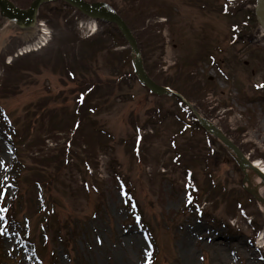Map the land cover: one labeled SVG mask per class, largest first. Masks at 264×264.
<instances>
[{
    "label": "rangeland",
    "instance_id": "374dc122",
    "mask_svg": "<svg viewBox=\"0 0 264 264\" xmlns=\"http://www.w3.org/2000/svg\"><path fill=\"white\" fill-rule=\"evenodd\" d=\"M18 1L25 6L29 0ZM85 1L108 2L136 22L142 58L157 84L184 97L246 156L264 164V36L255 0ZM39 18L51 31L49 42L20 56L36 29L19 30L0 17V203L3 188L7 202L15 199L9 225L0 210V264H264V234L256 240L264 230L263 206L244 189L242 172L209 135L215 153L212 163H204L206 133L199 127L178 132L190 123L191 110L172 95L142 87L116 27L98 23L100 34L85 37L87 30L77 24L90 25L88 19L58 1L43 4ZM231 24L239 27L231 31ZM76 46L78 60L71 58ZM65 52L78 81L63 70ZM85 79L99 84L85 103L94 111L82 108L68 152L76 86ZM10 120L18 141L15 183L7 171L15 160L6 132ZM135 125L145 137L141 161L131 150ZM173 136L178 150L191 145L185 152L199 154L186 162L199 200H206L200 212L186 201L182 165L171 162ZM34 181L46 203L53 202L46 239ZM85 181L97 189H86ZM259 191L264 197V187Z\"/></svg>",
    "mask_w": 264,
    "mask_h": 264
},
{
    "label": "water",
    "instance_id": "95a60500",
    "mask_svg": "<svg viewBox=\"0 0 264 264\" xmlns=\"http://www.w3.org/2000/svg\"><path fill=\"white\" fill-rule=\"evenodd\" d=\"M50 0H33L30 5L25 8H19L15 6L9 0H0V14L5 17L8 21L13 23L19 28H29L33 27L36 21V15L38 7L41 3ZM71 6L76 7L82 13L97 18L101 21L114 23L131 50L132 64L134 68V73L137 79L145 87L149 89L150 92L162 95V94H175L180 97L179 94L169 90L164 86L156 84L145 72L140 52L137 48L136 40L133 37L131 31L123 21V19L116 14V12L104 2H86L84 0H64ZM254 13L256 20L260 27L264 30V0H256V6L254 8ZM198 123L211 135L216 137L222 145L227 149V151L233 156L240 170L244 173L243 182H246L248 186H244L245 190L250 193L259 203L264 206V198L258 194L257 186H253L250 183L249 176L246 170L252 171L255 175L260 178V184L264 186V172L259 169L253 162H251L242 151L228 138L223 132L215 126L212 122L205 119L194 111ZM263 219H264V207H263Z\"/></svg>",
    "mask_w": 264,
    "mask_h": 264
},
{
    "label": "trees",
    "instance_id": "16d2710c",
    "mask_svg": "<svg viewBox=\"0 0 264 264\" xmlns=\"http://www.w3.org/2000/svg\"><path fill=\"white\" fill-rule=\"evenodd\" d=\"M14 3H21L23 5V3L21 1H18V0H12ZM18 1V2H17ZM31 0L28 1L27 5L29 4ZM20 5V4H18ZM27 5L25 6H21V7H26ZM149 15V14H148ZM125 21L127 22L128 26L130 27V29L133 31L134 35L136 38H139L138 35L135 34V27H134V24H136V22L132 21V20H129L126 16H123ZM249 18V17H248ZM238 25V24H236ZM30 30V29H28ZM28 30H25V31H28ZM100 34V33H99ZM97 33V35H99ZM102 35L103 33H101V40L99 42L100 44V48L103 49V47L105 46L104 45V39L102 38ZM108 39L111 41L112 44H116V39L115 37L112 35V34H108ZM116 36L120 39L121 43L122 44H125L123 38L121 37V35L119 34V32L116 34ZM107 40V39H106ZM138 46L140 47V49H142V45H141V42L138 41ZM42 50V49H41ZM40 50V51H41ZM74 50V49H73ZM39 52V51H38ZM35 53V52H34ZM72 53V52H71ZM70 53V54H71ZM79 50H78V46H76V49L74 50L73 54H71V58L72 59H76L78 60L79 59ZM61 61L63 63V70L65 71V74L66 76L71 80V81H78V76L77 74L75 73V71L70 67L71 65L69 64L70 63V58L68 57V54L65 52V54H63V56H61ZM144 61V60H143ZM144 67L146 69V71L148 72L149 76L155 80L150 72H149V69L147 67V65L145 64L144 62ZM132 74V73H131ZM123 77V76H122ZM134 77V75H133ZM99 86V84H96L95 81H91V80H82L80 83L77 84L76 86V92H75V97H74V103H75V108H74V113H75V117L72 119V123H71V129H70V132L72 133V136L69 138L70 139V144H72V139L74 137V134L77 133L80 125H81V118L83 116L82 114V108H86V110L89 112V111H93L94 110V107H91L89 105H85L86 103V100H87V97L92 93V91L97 87ZM192 124H190V127L192 126L193 128H197V124L194 120V118L192 117ZM186 128H184V126H181L179 127V130L178 132H181V131H185ZM144 135L142 136V139H144ZM209 138V137H207ZM206 146H207V151L205 153V155L203 156V159L204 160V163H208V161L210 163H212V153L214 152V149H213V146H212V143L207 139L206 142H205ZM141 145L142 143H140L139 147L137 148V151H136V154L134 156H136L138 158V160L141 159ZM173 146V145H171ZM178 146H174L175 148V153L173 154L172 158H177L175 161H172V163L174 165H182V168L184 169V176L187 175L188 178H189V181L187 182L188 183V186L191 185L192 187V191L193 192L196 188L195 187V179H194V176H193V171H192V167H191V164L187 163L186 161H189L190 160V156H194V157H198L196 153L195 155V152L194 153H186L185 151H188L186 148H190L193 149V147L191 145H186V147H182V151L181 149L178 150ZM69 151L71 149V147L67 148ZM174 150V149H173ZM68 151V152H69ZM185 152V153H184ZM215 153V152H214ZM199 155V154H198ZM16 171V170H15ZM17 172V171H16ZM18 173V172H17ZM33 174V173H32ZM32 177V175H31ZM25 180L24 177H21ZM27 180V179H26ZM33 185H35V188L37 189V186H41L40 185V181H34ZM93 185L96 187L97 185L95 183H93ZM37 197V196H36ZM40 199V200H39ZM39 199H36V207L39 209L40 212H38V215L42 214V221L39 222V225L40 227L42 228L44 234L48 235V227H50V225L48 224V220H50V217L54 214L53 213V206H52V200H48V202L46 203L43 202V199H42V195L40 194L39 195ZM10 208V207H9ZM59 237V236H58ZM37 252L40 256L41 254V251L38 247L37 249ZM43 253V252H42Z\"/></svg>",
    "mask_w": 264,
    "mask_h": 264
},
{
    "label": "bare ground",
    "instance_id": "6f19581e",
    "mask_svg": "<svg viewBox=\"0 0 264 264\" xmlns=\"http://www.w3.org/2000/svg\"><path fill=\"white\" fill-rule=\"evenodd\" d=\"M91 23H94L95 24V22H91ZM261 35L264 36L263 33H261ZM253 163H254V165H256L259 169H261L264 172V164H262L260 161H257V160H255V161L253 160ZM246 172H247V174L249 176L250 183L251 184H255V186H257L258 188H261L262 185L258 181L254 180V178H253L254 177V174L252 173V171L246 170Z\"/></svg>",
    "mask_w": 264,
    "mask_h": 264
}]
</instances>
